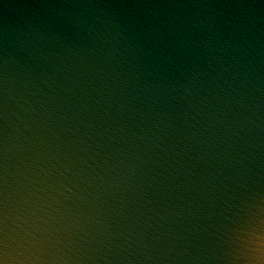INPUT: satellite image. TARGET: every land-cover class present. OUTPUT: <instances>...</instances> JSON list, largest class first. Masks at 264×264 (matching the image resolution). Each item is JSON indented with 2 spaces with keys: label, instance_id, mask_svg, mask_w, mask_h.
Listing matches in <instances>:
<instances>
[{
  "label": "clouds",
  "instance_id": "clouds-1",
  "mask_svg": "<svg viewBox=\"0 0 264 264\" xmlns=\"http://www.w3.org/2000/svg\"><path fill=\"white\" fill-rule=\"evenodd\" d=\"M0 264H264V0H0Z\"/></svg>",
  "mask_w": 264,
  "mask_h": 264
}]
</instances>
